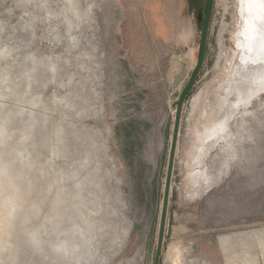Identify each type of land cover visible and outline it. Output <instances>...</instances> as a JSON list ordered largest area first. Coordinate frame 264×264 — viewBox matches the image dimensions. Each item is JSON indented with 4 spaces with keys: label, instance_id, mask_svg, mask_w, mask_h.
<instances>
[{
    "label": "rangeland",
    "instance_id": "374dc122",
    "mask_svg": "<svg viewBox=\"0 0 264 264\" xmlns=\"http://www.w3.org/2000/svg\"><path fill=\"white\" fill-rule=\"evenodd\" d=\"M202 7L0 0V264L154 263L172 104L197 58ZM240 21L237 0H214L182 108L159 264H264V90L221 133L203 111L224 74L241 78ZM191 130L205 146L202 168L189 171Z\"/></svg>",
    "mask_w": 264,
    "mask_h": 264
},
{
    "label": "bare ground",
    "instance_id": "6f19581e",
    "mask_svg": "<svg viewBox=\"0 0 264 264\" xmlns=\"http://www.w3.org/2000/svg\"><path fill=\"white\" fill-rule=\"evenodd\" d=\"M237 4L241 21L234 35L235 42L242 53L240 54L241 65L236 69L239 73L236 71L235 73L241 75V78L237 80L231 73L224 74L218 87L215 85L213 90L206 92L205 106H208V111L205 107L203 108L204 120L209 118L205 122L208 124L206 129L213 134L221 133L228 120L230 121L239 112V108L264 90V0H237ZM242 84H245L244 88H240ZM254 86L256 89L250 92ZM210 97L212 98L210 99ZM199 101H195L196 103L193 105V114L196 112ZM210 138L214 137L210 136L207 139ZM204 146L205 142H202V147L199 142L193 146L196 151L195 158L200 157ZM199 157L197 160L200 159ZM192 183L196 184L197 181L194 180ZM8 203L9 201L5 198L0 202L1 232L8 231L9 214L5 211V206ZM1 234L0 243L2 244L4 239Z\"/></svg>",
    "mask_w": 264,
    "mask_h": 264
},
{
    "label": "water",
    "instance_id": "95a60500",
    "mask_svg": "<svg viewBox=\"0 0 264 264\" xmlns=\"http://www.w3.org/2000/svg\"><path fill=\"white\" fill-rule=\"evenodd\" d=\"M213 4H214V0H203V7L201 10V13H202L201 29H200V38H199V43H198L197 58L187 78V81L185 82L184 86L179 92L177 99L172 104V106L174 107V117H173L172 128H171L170 145H169V150H168L162 203H161L158 230H157V238H156V251H155L153 264H159V259L161 255L162 245H163L166 216H167L169 197H170V191H171L173 164H174V159H175V154H176V147L178 143L179 126H180V121H181L182 108H183V104L187 96L189 95V93L191 92L195 84L197 76L204 63L206 44H207V35L209 32V25H210Z\"/></svg>",
    "mask_w": 264,
    "mask_h": 264
},
{
    "label": "crops",
    "instance_id": "0c3cea01",
    "mask_svg": "<svg viewBox=\"0 0 264 264\" xmlns=\"http://www.w3.org/2000/svg\"><path fill=\"white\" fill-rule=\"evenodd\" d=\"M195 136L193 135V132H192V130L189 132V134H188V137H187V141H188V145H190V148H193V145H192V143H195L196 141H195ZM211 139H213V138H211ZM189 141H191V144H190V142ZM189 149V146L187 147V150ZM194 150V149H193ZM186 155H188V157H190V159L189 160H186V165L190 168V170L189 171H192L193 169H200V168H202V167H199V165L201 164V161H202V159H200V160H195L196 158H195V155H196V151H193V152H191V153H189V154H187L186 153ZM202 158V157H201ZM196 165V166H195ZM205 173H206V175H205V177H204V179H202V180H204V183H205V185H206V187L208 188L210 185L209 184H211V181H212V178H211V176H210V174L208 173V171H205ZM198 185H199V183H198ZM198 185H197V187H198ZM196 187V188H197ZM193 191V192H192ZM194 188L192 189V190H189V191H187V192H189V193H187L186 192V194H191V193H194ZM199 192H200V188H199V190H198Z\"/></svg>",
    "mask_w": 264,
    "mask_h": 264
},
{
    "label": "flooded vegetation",
    "instance_id": "af4514ba",
    "mask_svg": "<svg viewBox=\"0 0 264 264\" xmlns=\"http://www.w3.org/2000/svg\"><path fill=\"white\" fill-rule=\"evenodd\" d=\"M233 119V118H232Z\"/></svg>",
    "mask_w": 264,
    "mask_h": 264
}]
</instances>
